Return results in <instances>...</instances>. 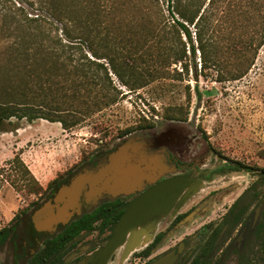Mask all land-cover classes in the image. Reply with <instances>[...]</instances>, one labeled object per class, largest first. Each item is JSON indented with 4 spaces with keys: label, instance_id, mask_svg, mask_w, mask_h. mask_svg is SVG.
<instances>
[{
    "label": "trees",
    "instance_id": "1",
    "mask_svg": "<svg viewBox=\"0 0 264 264\" xmlns=\"http://www.w3.org/2000/svg\"><path fill=\"white\" fill-rule=\"evenodd\" d=\"M37 1L50 17L28 16L21 8L0 14L1 24L9 22L14 35L10 42L0 46V125L12 118L29 122L43 118L59 122L64 130L80 125L85 117L114 105L126 94L112 84L109 70L129 90L163 78L175 62L182 61V70L187 73L189 66L184 62L187 48L182 37L190 43L192 54L199 51L203 68L218 66L219 80L241 77L264 45V0H142L161 12V21L154 34L157 41L150 52L143 48V42L151 33L127 31L122 35L127 36L131 44L127 55L122 47L110 49L104 45L105 48L99 49L96 45L102 36V18L109 10L107 0ZM161 3H167L171 22L167 23L160 9ZM5 17L9 18L3 21ZM120 25L117 23L114 27ZM137 35H141V39L135 38ZM187 115V108L177 107L166 109L163 117L186 120ZM92 125L106 138L109 135L124 137L135 130L152 127L154 122L141 118L139 123L117 130L105 120L95 121ZM113 146L105 148L100 155ZM6 163L16 172L9 178L10 184L27 185L28 193L38 194L45 190L19 155ZM75 166L67 169L64 177H54L48 182L50 190L46 197L78 169ZM255 169L257 180L264 181V165ZM22 180L26 183L22 184ZM32 203L34 208L41 204L39 201ZM103 210L105 212L106 207L100 206L91 213L71 219L58 233L48 234L26 264L61 262L69 243L83 231L91 230L92 222L103 215ZM26 211L25 208L20 210L12 222L19 213ZM16 225L14 222L0 228V245L7 239L13 240ZM256 256L257 264H263L264 246Z\"/></svg>",
    "mask_w": 264,
    "mask_h": 264
},
{
    "label": "rangeland",
    "instance_id": "2",
    "mask_svg": "<svg viewBox=\"0 0 264 264\" xmlns=\"http://www.w3.org/2000/svg\"><path fill=\"white\" fill-rule=\"evenodd\" d=\"M106 4L109 10L102 18V36L96 42L98 48L122 47L127 55L130 53L131 44L127 40L128 37L122 35L127 31L149 32L151 35L143 42V48L152 52L157 41L154 34L161 21L159 9L142 0H107ZM15 8H21L28 16L50 17L37 0H0V14L15 12ZM160 9L167 23L171 22L167 3H161ZM8 18L5 17L3 21ZM117 23H121L119 28L114 27ZM56 24L59 26V23ZM13 36L9 22L1 24L0 20V46L4 42H10ZM140 36L135 38L141 39ZM182 39L186 41L184 62L189 66L187 73L182 70V61L175 62L169 66V71L163 78L141 88L129 90L109 70L112 84L126 94L114 105L85 117L80 125L64 130L59 122L43 118L31 122L12 118L10 122H2L0 228L14 222L17 225L13 229V240L7 239L0 245V264H24V260L14 257L17 255L27 258L23 255L28 246L20 249L23 239H26L25 235L21 238V232L27 229L29 215L34 208L32 202L45 201L50 190L47 184L52 178L64 177L66 170L75 164L76 168L92 166L93 158L100 156L105 148L130 135L179 132L184 137H195L198 147L210 145L219 149L226 161L219 160L216 161L217 164L237 168L239 164L242 166L238 171L216 176L221 179L222 184L239 185L229 196L238 193L247 182L258 179V171L255 168L264 165V45L259 49L248 71L241 77L219 80L218 66L203 68L199 51L196 50L195 55L192 54L190 43L185 37ZM192 43L197 46L194 39ZM87 54L91 56L89 51ZM100 61L105 62L104 59ZM180 71L181 73H177ZM226 75L228 74L225 73ZM177 107L188 109L186 120L163 117L166 109ZM141 118L151 119L154 125L135 130L124 137L109 135L104 138L92 127L93 122L105 120L110 127L117 130L139 123ZM15 155H19L45 190L38 194L28 193L27 185L10 184L9 178L16 172L13 166L6 162ZM22 181V184L26 183ZM24 208L27 209L25 214L19 213V217L12 222L14 215ZM213 214L214 208L209 215L206 213L195 219L189 224V228L199 225Z\"/></svg>",
    "mask_w": 264,
    "mask_h": 264
},
{
    "label": "flooded vegetation",
    "instance_id": "3",
    "mask_svg": "<svg viewBox=\"0 0 264 264\" xmlns=\"http://www.w3.org/2000/svg\"><path fill=\"white\" fill-rule=\"evenodd\" d=\"M197 142L195 137L168 132L158 147L169 164L168 171L133 193L105 194L94 205L83 200L77 217L100 206L107 210L92 222L91 230L83 231L69 243L63 260L57 264H257L256 255L264 246V181H249L238 193L229 196L239 185L222 184L216 176L238 171L242 166L217 164L216 161H226L222 152L210 145L198 147ZM107 152L97 156L92 166ZM199 206L204 210L179 226ZM36 208L29 215L27 229L21 232V238L25 235L26 239L22 238L20 249L28 246L23 255L27 258L14 252V257L24 260V264L48 234H56L64 226L59 225L52 233L35 231L31 214ZM213 208L215 214L189 228V224L206 213L209 215ZM127 212L124 241L112 251H105L104 246Z\"/></svg>",
    "mask_w": 264,
    "mask_h": 264
},
{
    "label": "water",
    "instance_id": "4",
    "mask_svg": "<svg viewBox=\"0 0 264 264\" xmlns=\"http://www.w3.org/2000/svg\"><path fill=\"white\" fill-rule=\"evenodd\" d=\"M167 133L127 136L94 166L80 167L66 182L57 186L50 199L33 211L31 226L37 232L52 233L59 225H65L80 214L83 200L94 205L105 194L133 193L168 171L169 164L162 150L158 149ZM200 207L188 214L179 226L187 224L196 213L204 210ZM258 211L259 207L256 215ZM128 216L127 212L118 222L114 234L104 246L105 251H112L124 241Z\"/></svg>",
    "mask_w": 264,
    "mask_h": 264
}]
</instances>
